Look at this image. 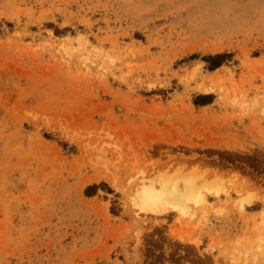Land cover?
<instances>
[{
  "label": "rangeland",
  "instance_id": "374dc122",
  "mask_svg": "<svg viewBox=\"0 0 264 264\" xmlns=\"http://www.w3.org/2000/svg\"><path fill=\"white\" fill-rule=\"evenodd\" d=\"M0 264H264V0H0Z\"/></svg>",
  "mask_w": 264,
  "mask_h": 264
},
{
  "label": "bare ground",
  "instance_id": "6f19581e",
  "mask_svg": "<svg viewBox=\"0 0 264 264\" xmlns=\"http://www.w3.org/2000/svg\"><path fill=\"white\" fill-rule=\"evenodd\" d=\"M144 182V181H143ZM141 183L140 184V192L143 193L142 191L145 189L146 192H151L149 194H147V196L145 197V202L144 203H148V204H154V200L157 199H162L165 201V203H170V204H174L175 207H179L180 206V202H181V196H180V192L181 190L176 187V186H172V185H168V184H163L161 186V189L159 191H157L156 188H151L148 191L146 190V183ZM186 186V191L184 192L185 196H189V194L191 195L192 191H194V187H193V183L192 181L188 180L185 184ZM137 188L139 189V186L137 184ZM198 195V194H197ZM188 199H190L188 197ZM192 199V198H191ZM159 205V204H158Z\"/></svg>",
  "mask_w": 264,
  "mask_h": 264
},
{
  "label": "trees",
  "instance_id": "16d2710c",
  "mask_svg": "<svg viewBox=\"0 0 264 264\" xmlns=\"http://www.w3.org/2000/svg\"><path fill=\"white\" fill-rule=\"evenodd\" d=\"M229 54L224 53V54H216V55H211L209 56V61L214 66L213 68H217L218 66L221 65L222 59L227 57Z\"/></svg>",
  "mask_w": 264,
  "mask_h": 264
}]
</instances>
